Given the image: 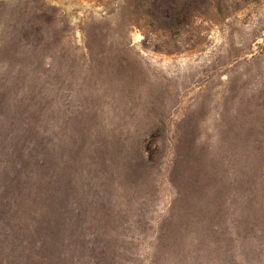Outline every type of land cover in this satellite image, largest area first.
Wrapping results in <instances>:
<instances>
[{
    "label": "trees",
    "instance_id": "obj_1",
    "mask_svg": "<svg viewBox=\"0 0 264 264\" xmlns=\"http://www.w3.org/2000/svg\"><path fill=\"white\" fill-rule=\"evenodd\" d=\"M222 1L124 4L169 29ZM57 11L18 2L0 38V264H264V97L207 130Z\"/></svg>",
    "mask_w": 264,
    "mask_h": 264
},
{
    "label": "rangeland",
    "instance_id": "obj_2",
    "mask_svg": "<svg viewBox=\"0 0 264 264\" xmlns=\"http://www.w3.org/2000/svg\"><path fill=\"white\" fill-rule=\"evenodd\" d=\"M22 1L0 0V38L7 33V12ZM41 1L68 25L67 44L82 43L85 23H103L105 46L124 51L143 88L159 92V103L171 111L200 108L207 130L225 103L248 106L264 97V0H224L217 11L205 5L202 15L169 29L144 20L132 26L124 0Z\"/></svg>",
    "mask_w": 264,
    "mask_h": 264
}]
</instances>
